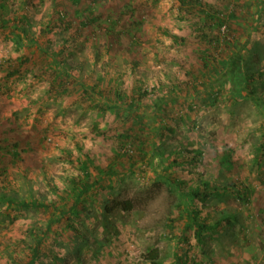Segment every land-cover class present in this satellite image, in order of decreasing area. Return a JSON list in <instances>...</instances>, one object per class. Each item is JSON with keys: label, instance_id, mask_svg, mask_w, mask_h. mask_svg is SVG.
Segmentation results:
<instances>
[{"label": "rangeland", "instance_id": "rangeland-1", "mask_svg": "<svg viewBox=\"0 0 264 264\" xmlns=\"http://www.w3.org/2000/svg\"><path fill=\"white\" fill-rule=\"evenodd\" d=\"M201 1L215 20L176 0L4 1L0 264L41 239L36 264H264V0ZM84 172L99 183L73 213ZM202 182L248 199L188 201ZM192 210L221 227L197 242Z\"/></svg>", "mask_w": 264, "mask_h": 264}, {"label": "trees", "instance_id": "trees-1", "mask_svg": "<svg viewBox=\"0 0 264 264\" xmlns=\"http://www.w3.org/2000/svg\"><path fill=\"white\" fill-rule=\"evenodd\" d=\"M4 1L5 0H0V22H5V19H6V17L4 18V11H5V7H6ZM176 1L178 2L180 9L186 8L185 11L183 12V14L189 13L192 16H195L196 12H201V13L205 12L204 17L211 18V21L216 19V18H212L210 15V10H213V8H211L209 5H205L201 0H176ZM168 37H170V38L172 37V38L176 39V37L172 36V35H169ZM17 42H18V40H17ZM18 45H21V44L18 42ZM18 72H19V69H13L9 75L15 76L18 74ZM227 75L229 77L235 76V78L237 80H235L234 83H236L237 85L244 84L243 79H242L241 74H240L239 59H238V61L236 60L235 62L232 63V65H230L229 70L227 72ZM232 85H233V83H232ZM84 92L86 94H90L87 92V90H84ZM109 107H111V106H109ZM259 152L264 154V143L260 144ZM9 156H10L12 164H14L16 162V160H18V158H19V154L16 152L10 153ZM141 159H142V163H144L145 156H143ZM142 163L138 164L139 165V166H137L138 169H140V167H143ZM220 163H221V166L223 168L230 169L231 165H232L231 155L228 152H226L223 155ZM86 172H84L83 177L80 178V182H79L80 186H79L78 194L72 202L73 206H71L68 209L69 211H73V213H76L75 212L76 207H74V205L79 203V200L83 196H85L90 189L94 188L95 185H98V183H99L98 181L91 180L90 179L91 176H89V174H87ZM106 174H110V171H108ZM226 195H233L237 199H240L243 201H246L248 199V195H246V191H244L243 188H241V187L233 186L232 188H230L227 186H219L217 184H212L209 182H202L201 184L197 185L195 188H193L192 190H190L186 194L185 198L188 201H197V200L206 201V200L211 199V198H221V197H224ZM1 200L6 204L7 207H12V206L14 207L16 205L17 208H38V209L40 208L41 210L46 209V208H44L43 205H39V204H36L34 202L33 203L16 202L14 199H11V198L9 199V198H6L4 196L1 198ZM120 207H121L123 212H128V211L132 210V205L130 202H125ZM65 215H62V216L64 217ZM188 221H189V224L194 227V236H195V240L197 242H199L201 240L204 233L214 231V230L220 228L222 225V221H219L217 223L209 225L207 220L205 218H200L199 212H196L194 210L190 211V213L188 215ZM65 222H68V221L66 220ZM53 223H55L54 220H51L48 223V229L50 228V226ZM42 241H43V239H41L33 247L28 260L23 264H36L37 263V261H38L37 258H39L41 255L40 247L42 245ZM46 251L48 253H50V251H48V248L46 249ZM42 255H44V254H42ZM144 260L146 262H148L149 264H160L158 251L157 250L150 251L146 256H144ZM176 264H183V262L179 258H177Z\"/></svg>", "mask_w": 264, "mask_h": 264}]
</instances>
